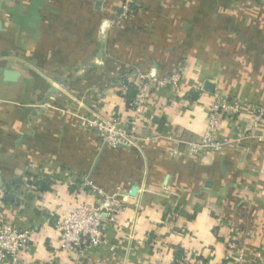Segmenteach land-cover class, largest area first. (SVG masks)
I'll use <instances>...</instances> for the list:
<instances>
[{"label":"crops","instance_id":"obj_1","mask_svg":"<svg viewBox=\"0 0 264 264\" xmlns=\"http://www.w3.org/2000/svg\"><path fill=\"white\" fill-rule=\"evenodd\" d=\"M123 5L0 0V68L19 74L0 75V223L34 232L20 264H264V0ZM217 96L249 108L222 119L221 152L191 155ZM94 114L136 122V141L106 147ZM106 199L122 206L106 242L62 250L59 221Z\"/></svg>","mask_w":264,"mask_h":264},{"label":"built area","instance_id":"obj_2","mask_svg":"<svg viewBox=\"0 0 264 264\" xmlns=\"http://www.w3.org/2000/svg\"><path fill=\"white\" fill-rule=\"evenodd\" d=\"M136 0H124L121 16L127 18ZM138 95L129 104L131 110L139 112L147 103L150 93V81L145 75L138 78ZM180 82V76L172 78L174 87ZM128 88H124L127 93ZM249 106L238 100L217 96L212 105L208 119V129L202 141L191 144V155L207 152H221L222 144L218 141V130L222 119L232 120L238 117ZM253 114L256 124H264V107H255ZM89 130L93 131L108 148H120L133 144L137 139L136 122L125 121L122 117L103 118L91 115L86 120ZM122 206L114 199L103 200L97 207L80 205L70 210L58 223L60 248L74 253L79 258L86 256L90 248H99L106 242L109 228L117 222ZM34 237L32 230H23L15 226L0 223V262L13 260L20 264L22 253L28 248ZM235 244L231 248H235ZM181 264H193L183 262ZM197 264V263H194Z\"/></svg>","mask_w":264,"mask_h":264},{"label":"water","instance_id":"obj_3","mask_svg":"<svg viewBox=\"0 0 264 264\" xmlns=\"http://www.w3.org/2000/svg\"><path fill=\"white\" fill-rule=\"evenodd\" d=\"M0 75L4 76L5 81L8 83L18 82L19 74L13 71H4L0 68Z\"/></svg>","mask_w":264,"mask_h":264},{"label":"trees","instance_id":"obj_4","mask_svg":"<svg viewBox=\"0 0 264 264\" xmlns=\"http://www.w3.org/2000/svg\"><path fill=\"white\" fill-rule=\"evenodd\" d=\"M138 89H136L135 87H131L129 89V93L127 94V101L128 104H131L133 101V97H135V95L138 93Z\"/></svg>","mask_w":264,"mask_h":264},{"label":"rangeland","instance_id":"obj_5","mask_svg":"<svg viewBox=\"0 0 264 264\" xmlns=\"http://www.w3.org/2000/svg\"><path fill=\"white\" fill-rule=\"evenodd\" d=\"M87 118H88V117H86V118H84V119L86 120ZM85 120H84V125H85V127L88 129V127H87V125H86V123H85V122H86ZM232 245H233V244H229V248H230V250H232V251H233V250H235V249H236V247H235V248H231V247H232Z\"/></svg>","mask_w":264,"mask_h":264}]
</instances>
